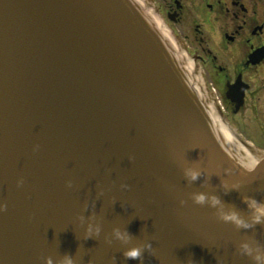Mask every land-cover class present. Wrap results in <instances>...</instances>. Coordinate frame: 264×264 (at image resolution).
<instances>
[{
    "label": "water",
    "instance_id": "water-1",
    "mask_svg": "<svg viewBox=\"0 0 264 264\" xmlns=\"http://www.w3.org/2000/svg\"><path fill=\"white\" fill-rule=\"evenodd\" d=\"M184 50L149 0H0V264H253L218 209L251 221L264 150Z\"/></svg>",
    "mask_w": 264,
    "mask_h": 264
},
{
    "label": "flooded vegetation",
    "instance_id": "flooded-vegetation-1",
    "mask_svg": "<svg viewBox=\"0 0 264 264\" xmlns=\"http://www.w3.org/2000/svg\"><path fill=\"white\" fill-rule=\"evenodd\" d=\"M215 92L226 118L264 149V0H149Z\"/></svg>",
    "mask_w": 264,
    "mask_h": 264
},
{
    "label": "clouds",
    "instance_id": "clouds-1",
    "mask_svg": "<svg viewBox=\"0 0 264 264\" xmlns=\"http://www.w3.org/2000/svg\"><path fill=\"white\" fill-rule=\"evenodd\" d=\"M185 175L189 179H196L200 172L196 168L185 169ZM23 179L17 180V184H22ZM193 202L196 204H205L208 203L211 206H216L220 204L219 197L215 195H209L203 192L194 193L192 196ZM247 201V206L252 210L251 221L246 220L243 216L240 215L235 209L229 210H220L218 209V217L224 222H231L236 227L249 228L252 227L256 222L264 221V201L257 200L255 197H245ZM184 202L181 201V204ZM6 207V205H0V208ZM98 230V229H97ZM91 231V228H90ZM115 235L118 239L127 240L129 234L125 230L124 232L119 231L118 229L114 230ZM151 249V242H146L143 245H135L133 247L125 248L124 255L130 259L141 258L144 252V249ZM238 251L240 254L245 255L250 258L253 264H264V243H260L255 238L241 240L238 243ZM45 264H53V258L51 256L45 257ZM59 264H74L73 258L71 255L65 254Z\"/></svg>",
    "mask_w": 264,
    "mask_h": 264
}]
</instances>
